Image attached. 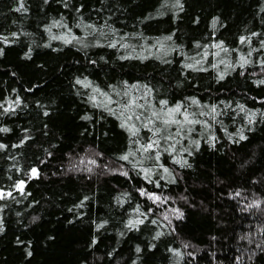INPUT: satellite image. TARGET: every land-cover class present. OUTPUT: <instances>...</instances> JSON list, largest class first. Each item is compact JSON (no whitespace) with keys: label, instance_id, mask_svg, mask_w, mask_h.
Listing matches in <instances>:
<instances>
[{"label":"trees","instance_id":"16d2710c","mask_svg":"<svg viewBox=\"0 0 264 264\" xmlns=\"http://www.w3.org/2000/svg\"><path fill=\"white\" fill-rule=\"evenodd\" d=\"M261 81L264 0H0V264H264Z\"/></svg>","mask_w":264,"mask_h":264},{"label":"snow or ice","instance_id":"6c2138e0","mask_svg":"<svg viewBox=\"0 0 264 264\" xmlns=\"http://www.w3.org/2000/svg\"><path fill=\"white\" fill-rule=\"evenodd\" d=\"M217 47H221V45H216ZM262 83H264V81H261ZM196 101H193V103H195ZM162 104H164L165 106L167 105V101H163V102H161ZM213 111H214V109H213ZM180 112V105H177L176 106V108H174V109H169V111L167 112V113H165L164 115L165 116H169V117H171V115L172 114H174V113H179ZM154 116H159V113H154L153 114ZM130 118V117H129ZM183 118H184V120L185 121H187L188 123H192L193 121H191L190 119H189V116H188V114L187 113H184L183 114ZM137 119H139V117H137ZM151 122V121H150ZM163 123H165V124H169V123H179V121H177V120H175V119H171V118H169V119H165L164 121H163ZM4 131H6V129L4 130ZM243 138V137H242ZM153 143H155V141L153 142ZM152 147V144H148L147 146H146V148H145V151H147L148 149H150ZM123 159H127L128 157L127 156H125V157H122ZM33 172H35V169H33ZM9 195H10V193H9Z\"/></svg>","mask_w":264,"mask_h":264},{"label":"water","instance_id":"95a60500","mask_svg":"<svg viewBox=\"0 0 264 264\" xmlns=\"http://www.w3.org/2000/svg\"><path fill=\"white\" fill-rule=\"evenodd\" d=\"M36 174V173H35ZM0 196H1V193H0Z\"/></svg>","mask_w":264,"mask_h":264}]
</instances>
